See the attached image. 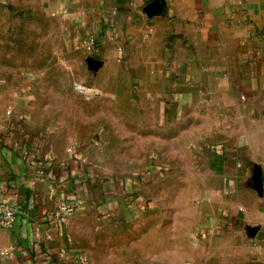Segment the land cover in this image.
Returning a JSON list of instances; mask_svg holds the SVG:
<instances>
[{
	"label": "crops",
	"instance_id": "0c3cea01",
	"mask_svg": "<svg viewBox=\"0 0 264 264\" xmlns=\"http://www.w3.org/2000/svg\"><path fill=\"white\" fill-rule=\"evenodd\" d=\"M38 2L63 15L72 42L90 37L108 58L123 48L138 83L145 75L146 90H160V104L175 111L176 139H206V148H188L221 154L208 167L217 187L210 197L218 196L205 224L209 242L192 247L209 251L203 264H264V0ZM35 90L27 78L0 81V200L22 208L0 228V264H78L76 217L61 225L54 213L83 207L88 179L70 150L33 132Z\"/></svg>",
	"mask_w": 264,
	"mask_h": 264
},
{
	"label": "rangeland",
	"instance_id": "374dc122",
	"mask_svg": "<svg viewBox=\"0 0 264 264\" xmlns=\"http://www.w3.org/2000/svg\"><path fill=\"white\" fill-rule=\"evenodd\" d=\"M48 11L38 0H0V81L35 83L33 132L70 150L88 179L74 215L81 254L91 264H203L209 251L192 247L209 242L218 196L208 167L221 154L188 148L206 139H176L175 111L146 90L145 75L138 83L123 48L108 58L90 37L72 42L63 15Z\"/></svg>",
	"mask_w": 264,
	"mask_h": 264
},
{
	"label": "built area",
	"instance_id": "2783aa9c",
	"mask_svg": "<svg viewBox=\"0 0 264 264\" xmlns=\"http://www.w3.org/2000/svg\"><path fill=\"white\" fill-rule=\"evenodd\" d=\"M45 172L41 170L39 172L40 180L45 179ZM78 210V206L71 204H63L57 208L54 213V217L57 222L61 225H65L68 223L70 219L74 217ZM22 214V208L16 202H8L0 200V228H10L16 218ZM10 250L3 251L2 254H9ZM67 255L66 250L60 252L61 257H65ZM78 264H91L89 258L85 254H80L78 257Z\"/></svg>",
	"mask_w": 264,
	"mask_h": 264
},
{
	"label": "water",
	"instance_id": "95a60500",
	"mask_svg": "<svg viewBox=\"0 0 264 264\" xmlns=\"http://www.w3.org/2000/svg\"><path fill=\"white\" fill-rule=\"evenodd\" d=\"M257 179H258V182H260L261 177H260V174L259 173H257Z\"/></svg>",
	"mask_w": 264,
	"mask_h": 264
}]
</instances>
